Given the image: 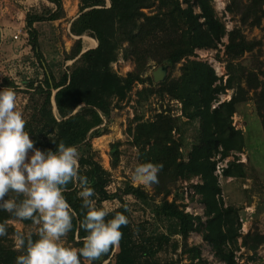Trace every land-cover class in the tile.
<instances>
[{
  "label": "trees",
  "instance_id": "trees-1",
  "mask_svg": "<svg viewBox=\"0 0 264 264\" xmlns=\"http://www.w3.org/2000/svg\"><path fill=\"white\" fill-rule=\"evenodd\" d=\"M47 1L53 3L55 8L26 13L28 40L41 59L45 72L40 81L26 82L25 130L41 150L55 149L51 138L57 143L77 147L80 172L88 177L90 186L95 190L98 206L106 199H120L121 204L113 209L124 213L128 223L121 226L122 236L118 244L104 254V258H109L104 264H180L179 258L164 262L157 258L158 252L170 241L175 250L180 246L184 254L188 253L189 264H195L196 259L201 258L202 251L198 245L188 244V237L194 231L201 232L203 240L211 245L218 259L225 264H240L235 254V249L240 247L238 238H242V246L255 252L264 244V233L259 230L241 232L238 209L224 201L222 187L215 174L217 161L213 157L220 153L224 158L243 149L244 133L232 124L237 103L243 100L234 93L219 106H211L219 93L233 86L236 67L233 60L252 50L261 40H247L238 26L227 30L212 0H79V14L72 20L70 30L77 36L89 34L95 39L96 47L83 51L82 39H77L65 56L66 60L74 59V62L64 70L60 66L59 74H56L52 66L43 60L39 31L34 24L61 18L64 6L63 0ZM227 10L239 15L238 20L243 25L260 26L264 18V0H230ZM226 35L225 54L230 60L228 84L217 83L218 76L211 64L191 58L196 56L197 49L216 48ZM120 57L134 62L133 69L125 75L119 74L113 66ZM150 60L172 69L183 62L180 76L159 81V90L161 94L182 103V115L189 121L199 122L189 161L182 157L181 139L174 135V130L179 129L177 122L180 118L162 110L153 120H144L136 114L134 124L128 126L131 142L138 148L143 162L162 165L157 174L158 182L152 184L155 193L162 194V199L153 211L159 218L168 219L169 226L166 232L156 235L140 231V226L133 227L128 202L120 193L108 190L111 173L99 161L93 149V139L108 132L113 108L128 97L134 84L145 82V79L155 82L152 75L143 77ZM252 75L254 73L250 72L246 76L247 84L249 89H254L264 127V84L257 79L251 80ZM240 80L242 77L237 83L245 91ZM6 83L13 85L9 80ZM151 92L153 88H143L138 91L139 98ZM114 99L117 100L116 104ZM119 144V141L114 143L111 150V164L114 167L119 162ZM242 165L231 160L223 168V173L225 176L242 177L245 175ZM192 176L201 179L193 185L200 195V202L204 204L205 220L201 215L187 212L185 204L177 202L180 194L183 195L182 189L175 191L172 200L167 198L179 179ZM78 190L69 184L64 195L80 218L83 209L76 195ZM124 193L134 194L144 201L153 198L140 185L128 184ZM11 220L21 222L32 230L24 233ZM0 223L7 226V234L0 237V264H14L15 257L22 252V248L15 244V237L18 233L34 234L38 225L30 220L14 218L4 211H0ZM84 235V230L78 226V219H74L73 230L64 237V241L79 247L81 243L78 241L82 242ZM175 235L181 239L173 238ZM83 264L88 262L84 261ZM93 264L102 262L96 260Z\"/></svg>",
  "mask_w": 264,
  "mask_h": 264
},
{
  "label": "rangeland",
  "instance_id": "rangeland-1",
  "mask_svg": "<svg viewBox=\"0 0 264 264\" xmlns=\"http://www.w3.org/2000/svg\"><path fill=\"white\" fill-rule=\"evenodd\" d=\"M229 1L212 0L214 8L220 19L225 23L227 30L238 26L242 29L247 40H261V43L252 50L246 51L239 59L233 60L234 66L236 64L233 71V86L219 93L218 98L211 106L213 108L219 106L224 100H229L234 93L243 100L237 103L236 112L232 116V124L243 131L245 145L241 151H234L224 158L221 157L220 153H217L213 159L217 161V166L220 165V168L216 166V171L219 170L217 176L222 187L224 201L226 204L234 205L238 209L242 223L241 232L259 230L264 233V127L254 98V89L248 88L246 77L250 72H253L254 75L251 76V80L257 79L258 82L264 84V18L260 26L243 25L238 20L239 15H234L227 10ZM63 6L64 14L61 18L42 20L34 24L39 31L43 60L52 66L56 74H59L60 66L61 70H64L74 62V59L66 60L65 56L77 39H82L83 51L96 47L95 39L89 34L77 36L72 34L70 30L72 20L79 14V0H63ZM48 7L55 8V5L47 0H0V27L4 30L9 29L6 30L9 36L2 40L0 38V88L10 87L15 90L16 107L22 113L24 119L27 116L26 104L28 100L26 82L40 81L45 72L41 59L36 55L28 40L26 13L45 12ZM196 11H199V8H196ZM19 28L23 32H27V35L22 34L21 38L15 41L12 34ZM227 42L228 36L226 35L216 48L197 49L196 56L191 57L211 64L218 76L217 83L228 84L230 60L227 59L225 54V44ZM182 64L183 62L178 63L173 69L170 66L163 65L167 68L166 77H179L182 72ZM113 66L119 74L125 75L133 69L134 62L131 59L120 57L114 62ZM159 66L161 64L159 65L150 60L143 72V77L153 76L154 71ZM240 77H242L240 85L244 87L245 91L237 83ZM7 80L13 82V85H8ZM158 82L152 83L145 79V82L135 83L128 97L113 108L112 121L109 123L108 132L93 139V149L97 154V158L111 173V181L107 186L108 190L112 193H120L123 199L128 202L133 227L140 226V231L147 234L154 233V235L166 232L169 221L166 218H159L153 211V208L161 202L162 194H156L152 185L144 186L132 179L134 168L144 162L138 148L131 142L132 138L128 133V126L134 124L136 114L144 120H153L158 112L165 110L180 118L177 122L179 129L174 130V135L176 138L181 139L180 152L182 157L189 161V153L193 147L196 129L199 124L198 120L189 121L187 117L182 115V103L179 100L160 93ZM149 87L153 88V92L148 96L145 95L144 98H139L138 91ZM116 102L117 100L114 99L115 104ZM54 109L56 111L55 104ZM118 141L120 142L119 162L114 167L111 164V150L113 144ZM231 160L243 164L244 176L224 175L223 168ZM200 180L198 176L179 179L167 198L172 200L175 191L182 189L181 193L183 195L180 194L177 202L182 205L185 204L187 212L201 215L205 220L204 204L200 202V195L195 192L193 185ZM128 184L142 186L153 198L144 201L134 194L124 193V189ZM103 204L116 208L121 204V201L116 197L103 200L101 205ZM10 222L24 233L32 230L21 222L15 220ZM173 238L178 241L181 239L179 235H175ZM16 239L17 237H15V242ZM241 242L242 238L239 237L238 245L240 247L235 249L236 259L240 264H264V244L254 252L242 246ZM188 244L190 246L198 245L201 248V258L196 259L195 264H225L214 255L211 245L203 240L201 232H191L188 237ZM157 258H160L163 262L179 258L180 264L190 263L188 253L184 254L180 246L175 250L171 245V241L169 245L158 252ZM97 261L104 264L109 261V258H104L103 254Z\"/></svg>",
  "mask_w": 264,
  "mask_h": 264
},
{
  "label": "clouds",
  "instance_id": "clouds-1",
  "mask_svg": "<svg viewBox=\"0 0 264 264\" xmlns=\"http://www.w3.org/2000/svg\"><path fill=\"white\" fill-rule=\"evenodd\" d=\"M25 123L16 107L15 90L0 88V211L38 225L34 234H17L15 243L22 252L14 264H93L118 244L128 218L107 204L97 205L95 190L80 172L75 145L50 137L55 149L41 150L29 138ZM161 168L153 162L138 164L132 179L150 186L158 182ZM69 184L79 189L80 218L64 195ZM74 219L85 232L79 247L64 241ZM6 234V224L0 223V237Z\"/></svg>",
  "mask_w": 264,
  "mask_h": 264
},
{
  "label": "water",
  "instance_id": "water-1",
  "mask_svg": "<svg viewBox=\"0 0 264 264\" xmlns=\"http://www.w3.org/2000/svg\"><path fill=\"white\" fill-rule=\"evenodd\" d=\"M167 68L163 65L159 66L153 73V77L155 81H162L167 76Z\"/></svg>",
  "mask_w": 264,
  "mask_h": 264
},
{
  "label": "built area",
  "instance_id": "built-area-1",
  "mask_svg": "<svg viewBox=\"0 0 264 264\" xmlns=\"http://www.w3.org/2000/svg\"><path fill=\"white\" fill-rule=\"evenodd\" d=\"M27 32H23V30L21 29V28H19L14 34H13V38L16 40V41H18L20 38H21V36H22V34H26ZM27 35V34H26ZM217 166V165H216ZM217 168H220V165L219 166H217ZM216 168V169H217ZM218 171L219 170H215V174H218Z\"/></svg>",
  "mask_w": 264,
  "mask_h": 264
},
{
  "label": "crops",
  "instance_id": "crops-1",
  "mask_svg": "<svg viewBox=\"0 0 264 264\" xmlns=\"http://www.w3.org/2000/svg\"><path fill=\"white\" fill-rule=\"evenodd\" d=\"M6 30H9V29H5V30H4L2 27H0V38H1V40L4 39L6 36H9V35H8V32H7ZM9 32H10V31H9ZM15 32H16V31H14V33H15ZM14 33H13V34H14ZM13 34H12V35H13ZM12 35H11V36H12ZM15 41H16V40H15Z\"/></svg>",
  "mask_w": 264,
  "mask_h": 264
}]
</instances>
